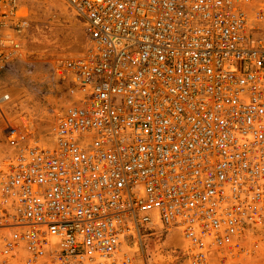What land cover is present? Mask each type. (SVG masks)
Listing matches in <instances>:
<instances>
[{"label": "built area", "instance_id": "2783aa9c", "mask_svg": "<svg viewBox=\"0 0 264 264\" xmlns=\"http://www.w3.org/2000/svg\"><path fill=\"white\" fill-rule=\"evenodd\" d=\"M61 1L85 45L48 63L60 115L0 108V264H99L136 238L119 264H145L171 231L172 264H231L264 237V0ZM28 28L0 0V72Z\"/></svg>", "mask_w": 264, "mask_h": 264}, {"label": "rangeland", "instance_id": "374dc122", "mask_svg": "<svg viewBox=\"0 0 264 264\" xmlns=\"http://www.w3.org/2000/svg\"><path fill=\"white\" fill-rule=\"evenodd\" d=\"M24 2L29 27L23 42L25 59L17 61L10 69L0 72V91L10 89L13 97H23L28 105L37 104L39 110L43 107L49 109L52 104L49 102L55 96L48 63L54 57H60L65 53L71 55L81 53L85 45V37L82 25L71 16L61 0H24ZM7 114H3L7 119L13 116ZM40 114L41 119L48 117L44 123V127H48L49 111L42 109ZM2 150L3 146L0 145V155ZM142 242L145 246L142 254L145 264H170L172 259L165 257V255L170 256V247L186 250L183 246L168 244L167 238H161V243H156L153 238L148 242L143 239ZM136 250V246L132 248L131 255ZM188 259H184L183 262L180 259V264H191ZM255 261L252 260V264Z\"/></svg>", "mask_w": 264, "mask_h": 264}, {"label": "bare ground", "instance_id": "6f19581e", "mask_svg": "<svg viewBox=\"0 0 264 264\" xmlns=\"http://www.w3.org/2000/svg\"><path fill=\"white\" fill-rule=\"evenodd\" d=\"M25 54H24V56H25ZM2 95L6 96L5 98L3 97V99H5L6 101H2V100L0 101V108L3 106H6L8 103H10L11 101H15V100H19L20 104L25 103L24 106H27L29 104L28 102H26L25 99H22L23 97H18V98L13 97L10 89H5L3 91H0V97ZM49 103H53L56 106L54 107L52 112L49 113L50 115L48 114L50 117H49L48 127H46L47 129H49L52 126V124L54 123L53 122L54 115H56V116L60 115V113H58V110H59L58 108L60 107V102L58 101V99L52 98ZM30 107H31L30 110L33 111L34 114L36 115V119H37L36 122H38L39 124H42L44 127V123L47 121L48 117L47 118L43 117L44 119H41L40 118L41 117L40 111L42 109H45L48 112V109L43 107L42 109L39 110L40 107L37 106V104L30 105ZM29 115L31 116L32 114L30 113ZM0 141H1V139H0ZM0 145L3 146V149H4V145H2L1 142H0ZM263 233H264V227H263ZM166 238H167L168 244L183 246L187 250L186 243L183 241V239L181 238V236L178 234L177 231H171L168 235H166L165 239ZM137 243H138V238H136V243L134 245H132L131 247H128V245L125 243L120 244L119 249L117 250L116 253H114L113 255H111L108 258H103V259L98 260V263L99 264H119L121 259H122V256L124 254H128V255L132 256L130 252H131L132 248H134L135 246L138 249ZM246 246H247L246 249L244 251H242L243 253L238 255V257L235 259V261L232 262L231 264H252V262H251L252 260H256L254 262V264H264V237L263 238L261 237L259 242H255V241L249 242L248 244H246ZM176 248H180V247H176ZM169 251H170V249H169ZM166 256L171 258V256L165 255V257ZM188 260L191 261V258H189ZM213 262H214V257L211 256L208 259V261L206 262V264H213ZM84 264H87V263H84ZM167 264H169V263H167ZM170 264H172V263L170 262Z\"/></svg>", "mask_w": 264, "mask_h": 264}]
</instances>
